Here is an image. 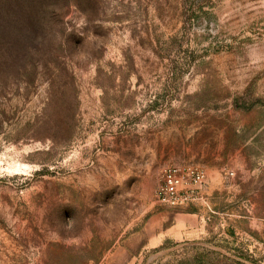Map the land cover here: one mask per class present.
<instances>
[{
    "label": "rangeland",
    "instance_id": "obj_1",
    "mask_svg": "<svg viewBox=\"0 0 264 264\" xmlns=\"http://www.w3.org/2000/svg\"><path fill=\"white\" fill-rule=\"evenodd\" d=\"M41 3L0 23V264H264V0Z\"/></svg>",
    "mask_w": 264,
    "mask_h": 264
},
{
    "label": "built area",
    "instance_id": "obj_2",
    "mask_svg": "<svg viewBox=\"0 0 264 264\" xmlns=\"http://www.w3.org/2000/svg\"><path fill=\"white\" fill-rule=\"evenodd\" d=\"M205 174L191 167L169 169L156 192L160 204L177 208L192 201L193 188L205 181Z\"/></svg>",
    "mask_w": 264,
    "mask_h": 264
},
{
    "label": "trees",
    "instance_id": "obj_3",
    "mask_svg": "<svg viewBox=\"0 0 264 264\" xmlns=\"http://www.w3.org/2000/svg\"><path fill=\"white\" fill-rule=\"evenodd\" d=\"M41 2L42 0L37 3L35 0H0V23H5L9 17H21L23 22L28 17H45Z\"/></svg>",
    "mask_w": 264,
    "mask_h": 264
}]
</instances>
